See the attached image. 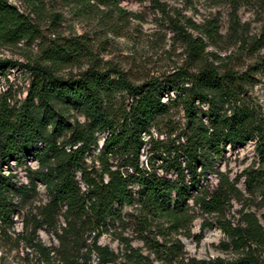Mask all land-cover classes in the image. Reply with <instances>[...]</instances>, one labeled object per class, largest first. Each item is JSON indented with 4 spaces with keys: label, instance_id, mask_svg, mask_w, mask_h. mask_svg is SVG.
Segmentation results:
<instances>
[{
    "label": "trees",
    "instance_id": "obj_1",
    "mask_svg": "<svg viewBox=\"0 0 264 264\" xmlns=\"http://www.w3.org/2000/svg\"><path fill=\"white\" fill-rule=\"evenodd\" d=\"M119 1L77 3L117 8ZM186 23L208 40L218 36L214 20L201 27L189 20ZM175 29L186 44L191 67L180 68L161 82L134 85L123 73L101 71L93 65L78 77H58L54 69L76 62L80 56L77 47L81 44L70 39L49 45L38 61L23 65L29 84L20 102L10 105L5 94L0 97V222L10 227L15 211L13 198H29L41 184L48 201L30 216V222L23 220L22 229L25 243L45 262L49 263L52 250L41 244L36 232L42 228L56 232L59 215L64 221L60 234L56 233L61 248L84 250L81 264H87L91 253L97 257L96 264H111L116 255L100 246L98 240L115 222L124 224L123 206L145 213L141 225L149 227L155 219H164L170 222L171 230L185 223L191 201L203 214L217 215L218 228L228 240L224 246L233 253L229 261L216 258L212 264H263V227L255 214L244 210H240L235 225L224 219L226 206L243 193L226 174L214 169L226 147L235 149L254 140L259 169L243 171L245 192L252 195L258 190L264 204V123L241 99L251 78L250 70L236 73L225 69L220 73L217 66L207 62L201 36L193 37L177 25ZM39 37L28 15L8 0H0L1 48L31 44ZM16 66V61L0 59V73ZM255 66L264 85V54ZM117 98H126L129 103L117 105ZM170 105L179 106L185 120L176 131V145L154 142L151 136V129L168 114ZM73 111L84 120L74 117ZM99 135H104L95 160L99 168L90 169L86 156L98 149ZM146 146L160 161L158 168L147 163L145 168L140 166L141 151ZM30 159L37 164L34 170L27 167L30 187L18 186L15 176L4 172L12 162L26 165ZM158 170L172 173L174 180ZM210 171L218 178L212 191L204 184ZM131 186L138 190L134 192ZM124 242L123 264H154ZM179 245L178 241L164 245V260L184 264ZM67 259L72 261L73 257ZM186 264L207 263L188 260Z\"/></svg>",
    "mask_w": 264,
    "mask_h": 264
},
{
    "label": "rangeland",
    "instance_id": "obj_2",
    "mask_svg": "<svg viewBox=\"0 0 264 264\" xmlns=\"http://www.w3.org/2000/svg\"><path fill=\"white\" fill-rule=\"evenodd\" d=\"M20 12L28 15L36 24L40 37L31 44L22 42L17 47L1 48L0 59L16 61L19 66L0 73V97L4 94L10 105L20 102L28 88L29 76L23 65L38 61L49 45L62 44L66 40L79 41L77 49L79 58L76 62L54 69V75L66 78L78 77L90 66L101 71L115 70L134 85L146 84L151 81H163L180 68L191 67V58L186 44L177 33V25L186 33L201 36L186 23L189 20L201 27L206 22L214 20L218 27V36L212 40L201 36L206 44L205 57L222 73L230 69L236 73L250 70L245 93L241 99L256 111L264 123V85L263 79L255 72L256 62L264 54V0H120L117 8L102 7L97 4L80 6L77 0H8ZM119 9L120 12L117 10ZM190 70H193L190 68ZM167 101V98H163ZM129 100L118 99L117 105L124 106ZM205 110L206 107L202 106ZM73 116L81 122L83 116L76 111ZM185 123L181 108L169 106V112L159 119L151 129L154 142H168L176 145L177 130ZM99 135L98 149L86 156V164L90 169H98L95 162L102 137ZM148 139V137H145ZM146 146L141 151L140 166L152 165L158 168L160 163ZM255 141L250 140L235 149L226 147L221 158L214 164V169L224 173L235 182L243 197L232 199L224 210V219L233 225L240 219V210L255 214L264 229V204L259 191L252 195L245 192L243 171L259 169L255 153ZM27 167L31 170L37 164L30 159L26 165L12 162L4 172L15 176V183L30 187L27 179ZM215 170V171H216ZM160 175L174 180L172 173ZM218 178L216 172L210 171L204 179L212 191ZM83 185H81L82 187ZM83 188V187H82ZM136 192L137 186H131ZM48 201L41 184H37L36 194L29 198L20 196L13 198L15 211L12 215L13 224L8 227L0 222V264H81L84 260V250L71 252V249L60 247L56 233L60 234V226H64L61 215L57 218L56 232L42 228L36 235L44 247L52 250L49 263L29 247L24 238L22 223L29 221L30 216L37 213V208ZM188 215L185 223L178 229L170 230V222L155 219L152 225H141L145 213L139 208L123 206L121 226L118 221L109 227L98 240V244L107 247L116 255L111 264H123L124 240L138 249L143 256L154 264H170L164 260L162 253L170 243L179 242V249L184 256V264L189 260L212 264L216 258L229 261L233 257L230 248L224 246L228 240L219 230L216 214H203L191 201L188 203ZM30 222V221H29ZM209 224L208 227L204 226ZM158 227V228H156ZM90 240L86 242L89 245ZM166 245V247L164 246ZM158 252H157V251ZM71 253V255H70ZM73 257L72 261L67 259ZM159 257V258H158ZM264 264V252L261 253ZM87 264H96L97 257L91 253ZM173 264H176L175 261Z\"/></svg>",
    "mask_w": 264,
    "mask_h": 264
},
{
    "label": "built area",
    "instance_id": "obj_3",
    "mask_svg": "<svg viewBox=\"0 0 264 264\" xmlns=\"http://www.w3.org/2000/svg\"><path fill=\"white\" fill-rule=\"evenodd\" d=\"M6 172V171H5Z\"/></svg>",
    "mask_w": 264,
    "mask_h": 264
}]
</instances>
